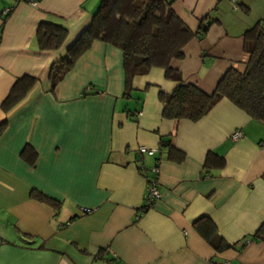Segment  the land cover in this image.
<instances>
[{"label": "crops", "instance_id": "1", "mask_svg": "<svg viewBox=\"0 0 264 264\" xmlns=\"http://www.w3.org/2000/svg\"><path fill=\"white\" fill-rule=\"evenodd\" d=\"M99 1L0 0V264H264V233L254 238L264 226V113L252 118L222 98L198 121L165 119L159 94L176 81L155 67L126 87L122 51L103 41L50 88V66ZM171 8L193 33L208 26L170 62L186 84L211 94L229 68L244 71V33L264 20V0ZM42 21L67 28L59 49L38 48ZM30 78L24 98L3 110L12 86ZM236 130L242 136L232 139ZM167 140L181 159L170 158ZM138 146L157 151L141 160ZM208 155L223 166L204 169ZM140 160L148 169L158 160L160 198L136 218L146 187ZM199 218L232 247L216 250L195 228Z\"/></svg>", "mask_w": 264, "mask_h": 264}, {"label": "trees", "instance_id": "2", "mask_svg": "<svg viewBox=\"0 0 264 264\" xmlns=\"http://www.w3.org/2000/svg\"><path fill=\"white\" fill-rule=\"evenodd\" d=\"M174 1L100 0L90 23L70 45L65 56L50 66V88L95 41H103L122 51L126 87L134 76L146 74L155 67L162 68L166 78L176 81V87L170 94H159L163 103L162 117L165 119L198 121L222 98L230 100L252 118H260L264 113V20L256 22L244 33V49L249 54L244 71L229 68L214 91L206 94L196 86L186 84L181 75L170 67L171 60L183 57L182 48L192 38L203 36L208 27L201 23L197 34L190 31L172 10ZM67 34L68 30L63 24L42 21L36 28L35 40L41 50H56L62 46ZM35 81V78H30L24 84H14L2 103L3 110L8 111L23 99ZM162 145L168 147L170 158L183 157L179 150L170 146L169 140ZM142 164L143 170L140 166L138 168L146 176L148 168ZM223 164V158L208 155L204 169L220 168ZM32 196L59 208V202L37 191H33ZM194 226L216 250L232 247L218 236L209 219L199 218ZM260 233H264V226L258 229L254 238H260Z\"/></svg>", "mask_w": 264, "mask_h": 264}, {"label": "built area", "instance_id": "3", "mask_svg": "<svg viewBox=\"0 0 264 264\" xmlns=\"http://www.w3.org/2000/svg\"><path fill=\"white\" fill-rule=\"evenodd\" d=\"M38 0H28V4L31 6H36ZM7 12V10L5 11ZM242 136V132L240 130H236L233 132L231 135L232 139H238ZM136 151L140 155V159L142 160L143 156H154L157 149L156 148H147L145 146H138ZM140 160L139 166L141 170H143L144 165L142 164ZM158 160L154 161V164L152 167L147 169L146 171V176L145 182H146V187H145V194H144V199L143 203L140 206V208L136 212V218L139 217L143 212L146 210L152 208L156 201L160 198V191L158 189V184H159V168H158ZM83 213H89L90 210L83 208L82 209ZM222 264H228V262H223Z\"/></svg>", "mask_w": 264, "mask_h": 264}]
</instances>
